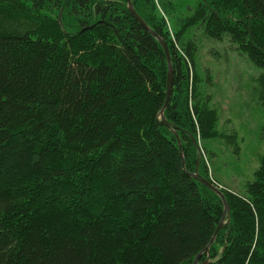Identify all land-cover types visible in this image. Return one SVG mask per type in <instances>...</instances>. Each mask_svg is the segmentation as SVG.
<instances>
[{
	"label": "trees",
	"instance_id": "obj_1",
	"mask_svg": "<svg viewBox=\"0 0 264 264\" xmlns=\"http://www.w3.org/2000/svg\"><path fill=\"white\" fill-rule=\"evenodd\" d=\"M132 4L168 44L185 163L160 119L166 55L127 0H0V264H192L224 216L198 159L229 205L199 263L264 264V157L244 194L210 178L196 128L215 135L216 117L196 90L191 111L188 34L226 36L261 69L264 108V0Z\"/></svg>",
	"mask_w": 264,
	"mask_h": 264
},
{
	"label": "rangeland",
	"instance_id": "obj_2",
	"mask_svg": "<svg viewBox=\"0 0 264 264\" xmlns=\"http://www.w3.org/2000/svg\"><path fill=\"white\" fill-rule=\"evenodd\" d=\"M185 1L193 8L197 5V0ZM178 14L185 11L179 9ZM188 34L194 51V63L189 66L191 111L197 91L198 101L205 109L214 110L216 117L213 136L203 138L197 125L200 156L214 182L244 194L264 157V108L258 102L256 84L262 70L226 36L211 39L199 25L191 27ZM193 118L197 124L194 114Z\"/></svg>",
	"mask_w": 264,
	"mask_h": 264
},
{
	"label": "water",
	"instance_id": "obj_3",
	"mask_svg": "<svg viewBox=\"0 0 264 264\" xmlns=\"http://www.w3.org/2000/svg\"><path fill=\"white\" fill-rule=\"evenodd\" d=\"M128 1V9L130 11V13L133 15V17L148 31L150 32L155 39L161 44L164 53L166 55V59H167V64H168V79H167V96H166V101H165V105L163 107V109L160 112V119L162 121V124L165 125L167 128L172 129L174 135L176 136L177 140H178V144L181 150V154L183 157V162L185 163V159H184V154L182 152V143H181V139L179 134L177 133V131L175 129H173L169 123H167V121L164 119V113L166 108L168 107V104L170 102V98H171V93H172V87H173V79H174V70H173V65H172V60H171V54H170V50L168 47V44L165 40H163L160 36H158L146 23L145 21L141 18V16L136 12L135 8L133 7L132 4V0H127ZM195 141V140H194ZM199 163H200V159H198L197 161V167H196V171L194 174H192L191 176L198 180L199 182H201L203 185H205L206 187H208L210 190H212L213 192H215L218 196L221 197L222 202L224 204V216L222 219L221 224L219 225L215 235L213 236L210 245L206 248V250H204L196 259L192 264H200L199 263V258L200 256L207 252L210 248V246L215 242L216 237L219 233V231L223 228L224 226V220L226 217H229V205L227 203V200L225 198V196L223 195V193L220 191V189L213 183H211L210 181H208L207 179H205L204 177H202V175L199 173ZM206 263V262H205ZM202 263V264H205Z\"/></svg>",
	"mask_w": 264,
	"mask_h": 264
},
{
	"label": "bare ground",
	"instance_id": "obj_4",
	"mask_svg": "<svg viewBox=\"0 0 264 264\" xmlns=\"http://www.w3.org/2000/svg\"><path fill=\"white\" fill-rule=\"evenodd\" d=\"M221 191V190H220ZM222 192V191H221ZM223 193V192H222ZM223 195H224V193H223ZM225 196V195H224ZM221 198V197H220ZM226 198V197H225ZM229 213V212H228ZM223 219V218H222ZM229 220V217H226L225 218V220H224V224L227 222ZM222 222V221H221ZM221 224V223H220ZM218 229V228H217ZM217 231V230H216ZM216 231H215V233H216ZM215 235V234H214Z\"/></svg>",
	"mask_w": 264,
	"mask_h": 264
}]
</instances>
